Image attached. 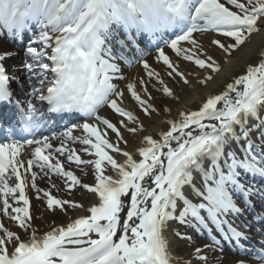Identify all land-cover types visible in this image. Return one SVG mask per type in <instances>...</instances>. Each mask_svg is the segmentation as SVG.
<instances>
[{
	"label": "snow or ice",
	"instance_id": "obj_1",
	"mask_svg": "<svg viewBox=\"0 0 264 264\" xmlns=\"http://www.w3.org/2000/svg\"><path fill=\"white\" fill-rule=\"evenodd\" d=\"M262 32L264 0H0V41L24 44L29 84L26 103L14 100L11 85L24 92L23 81L6 61L19 53L0 52V119L14 107L20 132L33 136L0 143V264H223L225 244L248 256L232 264H264V130L252 139L264 128V49L194 109L165 120L166 130L144 135L134 151L122 147L132 143L125 133L146 132L145 121L207 87L224 57ZM153 45L159 67L144 58ZM136 57L144 75L129 79L121 64ZM64 119L83 122L43 135ZM66 164L91 166L93 183ZM29 188L65 217L84 205L54 193L80 189L96 200L88 215L38 235ZM169 230L189 244L208 242L177 259Z\"/></svg>",
	"mask_w": 264,
	"mask_h": 264
},
{
	"label": "bare ground",
	"instance_id": "obj_2",
	"mask_svg": "<svg viewBox=\"0 0 264 264\" xmlns=\"http://www.w3.org/2000/svg\"><path fill=\"white\" fill-rule=\"evenodd\" d=\"M204 42L207 43V39H205ZM24 43L25 44L27 43V38H25ZM23 45L24 44L14 43L11 41H8V42L0 41V52L14 51L16 53H19V55H14L11 59L7 60L6 64L8 66V71L10 74L15 75V76H19L20 73L22 72L23 77L21 80H23L25 78V75H26L24 72V69H23V64L25 63L24 52H22V50L20 49L21 46H23ZM262 49H264V32L259 33L256 36H253L251 38V43L246 48L235 53L233 57H224L225 63L222 64L221 72L216 76L215 80L212 83H210L207 87H201V86L197 85L191 93L183 94L180 101H177L175 103H173L171 101L168 102L173 109V111L171 113H168V114L161 113V115H159V116H154L153 117L154 123H150L148 121H145L146 125H148L146 132L138 133L134 139L132 137H130L129 134L125 133V136L127 138H129L130 140H132V143L129 146H123L122 145V147H125V150L134 151L139 146H142L141 145V138L144 135L151 134L153 136H156L161 130H166L168 126L166 123H164L165 120L176 118L178 116V113L180 111H183L186 108L194 109L197 106V104L199 103V101H201L206 95L213 94V93L217 92L220 89L222 84L229 83L236 76L242 74L245 70L246 65L256 64L257 63L256 53ZM215 54L217 55V58L219 59L221 54L218 52ZM155 55H156V53L153 54V57ZM13 61H14V63L11 64L10 62H13ZM136 64H139V63H137L136 60H133V65L135 66ZM121 66H122V74L125 77H128L129 79H135L136 77L144 75V70L142 69L140 64L136 68H133L132 70L130 68H127L125 66V64H123V63L121 64ZM153 66L159 67V65H155L154 62H153ZM114 82L119 84L121 87H123L124 83H126V81H121V80H117ZM25 84L28 85V87H26L24 95L29 89V84L27 82H25ZM13 86H16V85H14V83H13L12 87ZM178 87L179 86H177V88ZM16 88H17V86H16ZM124 106H126L130 109H134V105L127 99V96L125 98ZM101 114L102 115L108 114L107 109L102 110ZM80 123H82V122H80ZM79 124H76V125H79ZM262 130H264V128L257 129V131L253 132V134H252V139L254 141H256L257 143H259V141L257 140V137L260 135V132ZM76 134L81 135V133H79V132H77ZM54 143H58V142H54ZM82 158L83 159H89L91 157H88L87 155H82ZM117 159L119 162L123 163L125 158L123 156H118ZM65 166H66V168H71L72 170H74L78 176H82L83 180L88 179V180H84L85 183H90V184L93 183V169L91 166H81V169H83L84 171H86L88 173L86 176H83L81 169H77L75 165H67L66 164ZM108 174H111V173L109 172ZM53 179L56 180L55 177ZM246 179H248V178H246ZM37 182H38V185L42 188L48 187L46 180H38ZM56 182L60 183L59 180H56ZM249 182H257V181H250L249 180ZM79 192H80L79 195H78V193H76V191L72 192V193H68V192L54 193V194L58 195L59 197H61V198L63 197L66 199L69 198V194H70L71 198L73 200L84 205V208L69 210L68 216L65 217L59 211H56V212L48 211L46 209L45 203L41 202L39 200H36L35 199V193L29 188L28 194L31 197V203H32V209L31 210H32L34 216L36 217V219L34 220V227H36L38 229V232H37L38 235H42L44 232L50 230V227H49L50 225L66 224V223L70 222L71 219H75V218H77L79 216H83V215H88V213L86 212L85 209L92 206V204L95 203L96 198L92 194L86 193L83 190H79ZM249 215H251V214L249 213ZM41 217H42V219H41ZM174 227H179V230L181 232H190L189 229H185V228L180 227L178 225H174ZM257 227H259V226H257ZM12 228L14 231L19 232L21 234L22 238H26L23 231L20 232L18 230V228L15 226H12ZM260 238L261 237L259 236V239ZM168 239L171 241V252L177 259H181L182 257L187 258L188 254L192 252V250L196 244L203 243L202 240H195V242L193 244H189L185 241L180 240L178 237H176L172 233L171 230H169V232H168ZM224 253H225V255L223 257V264H232V262L235 261L236 259H248V256H238L235 249H233V251H231V249L229 251H226V249H224ZM217 255H219V254H217ZM192 264H197V262L193 259ZM252 264H259V262L258 261H252Z\"/></svg>",
	"mask_w": 264,
	"mask_h": 264
},
{
	"label": "rangeland",
	"instance_id": "obj_3",
	"mask_svg": "<svg viewBox=\"0 0 264 264\" xmlns=\"http://www.w3.org/2000/svg\"><path fill=\"white\" fill-rule=\"evenodd\" d=\"M257 34H254L253 36H256ZM252 36V37H253ZM251 37V38H252ZM144 46V45H143ZM166 51H167V49H165ZM151 56V55H150ZM150 56H148L149 58H148V62L150 63V64H153V62H154V60H153V58L154 57H150ZM11 64H12V62H10ZM80 190V189H79ZM79 190H78V192H76V193H78V195L80 194V192H79ZM60 215V214H59ZM20 231V230H19ZM203 243H205V242H203ZM207 243V242H206ZM195 247V246H194Z\"/></svg>",
	"mask_w": 264,
	"mask_h": 264
}]
</instances>
